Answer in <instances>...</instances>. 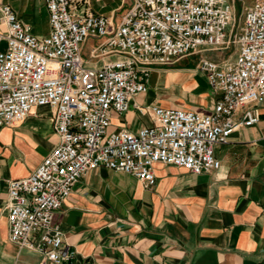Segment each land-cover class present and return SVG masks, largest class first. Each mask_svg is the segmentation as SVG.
I'll list each match as a JSON object with an SVG mask.
<instances>
[{
	"label": "built area",
	"instance_id": "obj_1",
	"mask_svg": "<svg viewBox=\"0 0 264 264\" xmlns=\"http://www.w3.org/2000/svg\"><path fill=\"white\" fill-rule=\"evenodd\" d=\"M50 31L32 34L9 4L0 5V128L18 124L35 106H47L57 143L33 172L8 180L9 240L41 252L55 264L74 250L54 213L74 184L98 166L155 183L163 163L193 173L216 170V146L258 120L264 98V0L245 7L234 31L227 0H131L118 19L94 12L91 0H44ZM95 43L85 59L83 45ZM233 60L201 57L197 70L218 97L209 112L153 105L152 124L108 131L111 111L148 89L152 68L195 52L227 50ZM241 110L239 115L236 112Z\"/></svg>",
	"mask_w": 264,
	"mask_h": 264
},
{
	"label": "crops",
	"instance_id": "obj_2",
	"mask_svg": "<svg viewBox=\"0 0 264 264\" xmlns=\"http://www.w3.org/2000/svg\"><path fill=\"white\" fill-rule=\"evenodd\" d=\"M101 1L91 0L94 12V2L105 8ZM227 1L235 6L237 0ZM5 3L32 34L49 33L44 0H0ZM130 3L118 0L108 13H97L118 19ZM35 23L46 31L36 32ZM93 43L83 45L88 61ZM225 51L195 52L153 67L147 91L132 96L124 113L111 111L108 131L152 124L153 105L209 112L218 93L197 64L201 57L225 59ZM254 107L257 122L216 146V170L197 174L155 163L151 187L123 171L87 170L53 215L74 250L62 264H264V98ZM56 143L47 106H35L22 122L0 128V264H55L9 240L6 204L8 180L30 175Z\"/></svg>",
	"mask_w": 264,
	"mask_h": 264
},
{
	"label": "rangeland",
	"instance_id": "obj_3",
	"mask_svg": "<svg viewBox=\"0 0 264 264\" xmlns=\"http://www.w3.org/2000/svg\"><path fill=\"white\" fill-rule=\"evenodd\" d=\"M101 2L106 3L105 8H101L100 4L101 3H93L94 6V10L97 12H104V13H108L110 11V9L117 4L118 0H102ZM251 4V0H237L236 4H235V23H234V31L238 32L239 28L242 25L243 22V13L245 10V7ZM35 31L36 32H44L46 31V27L42 26L40 23H35L34 25ZM92 40L88 39L87 41V45L91 44ZM88 47H86L85 49L87 50ZM85 50V51H86ZM237 48L236 45H232L229 49H227L224 53H225V59H230L233 60L232 57H234V55L236 54Z\"/></svg>",
	"mask_w": 264,
	"mask_h": 264
}]
</instances>
